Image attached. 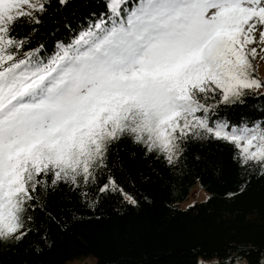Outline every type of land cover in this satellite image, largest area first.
Wrapping results in <instances>:
<instances>
[{"label":"snow or ice","instance_id":"6c2138e0","mask_svg":"<svg viewBox=\"0 0 264 264\" xmlns=\"http://www.w3.org/2000/svg\"><path fill=\"white\" fill-rule=\"evenodd\" d=\"M123 3L110 0L107 21L49 54L32 39L49 0H0V245L22 241L61 184L136 205L110 172L101 180L123 138L170 165L189 142L225 141L240 168L264 175V121L220 118L222 107L264 98L253 63L264 53V0Z\"/></svg>","mask_w":264,"mask_h":264},{"label":"trees","instance_id":"16d2710c","mask_svg":"<svg viewBox=\"0 0 264 264\" xmlns=\"http://www.w3.org/2000/svg\"><path fill=\"white\" fill-rule=\"evenodd\" d=\"M109 2L49 0L42 22L34 26L33 47L42 43L51 54L101 17L107 21ZM138 3L124 0L121 7ZM220 118L249 126L264 121V98L222 107ZM237 152L225 141H192L170 165L123 138L112 147L101 180L110 172L137 204L119 194L97 199L94 190L86 200L61 184L46 197L43 210L31 213L28 235L0 245V264H66L88 255L95 256L94 264H264V175L240 168L233 159ZM197 184L208 196L182 207Z\"/></svg>","mask_w":264,"mask_h":264},{"label":"rangeland","instance_id":"374dc122","mask_svg":"<svg viewBox=\"0 0 264 264\" xmlns=\"http://www.w3.org/2000/svg\"><path fill=\"white\" fill-rule=\"evenodd\" d=\"M256 46V45H253ZM264 56V53H260L257 58L253 61L258 66L256 76L260 80L264 81V59L260 57ZM257 91H264V88ZM208 191L197 184L190 192L189 196L180 202L182 207H186L196 201L205 199L208 196ZM96 258L94 255H88L83 258H77L69 260L66 264H94Z\"/></svg>","mask_w":264,"mask_h":264}]
</instances>
